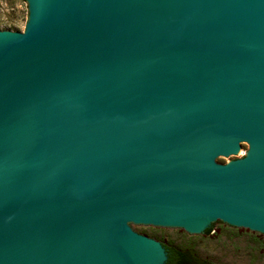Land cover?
Segmentation results:
<instances>
[{
	"label": "water",
	"instance_id": "1",
	"mask_svg": "<svg viewBox=\"0 0 264 264\" xmlns=\"http://www.w3.org/2000/svg\"><path fill=\"white\" fill-rule=\"evenodd\" d=\"M26 1L0 29V264L264 235V0Z\"/></svg>",
	"mask_w": 264,
	"mask_h": 264
},
{
	"label": "rangeland",
	"instance_id": "2",
	"mask_svg": "<svg viewBox=\"0 0 264 264\" xmlns=\"http://www.w3.org/2000/svg\"><path fill=\"white\" fill-rule=\"evenodd\" d=\"M29 17L26 0H0L2 32H23ZM141 235L164 245L192 250L205 264H264V235L246 238L233 226L213 227L208 238L176 230H141Z\"/></svg>",
	"mask_w": 264,
	"mask_h": 264
},
{
	"label": "trees",
	"instance_id": "3",
	"mask_svg": "<svg viewBox=\"0 0 264 264\" xmlns=\"http://www.w3.org/2000/svg\"><path fill=\"white\" fill-rule=\"evenodd\" d=\"M213 230V226L204 232V234H209ZM167 252V262L166 264H205L201 262L200 258L189 249H179L170 247L162 244Z\"/></svg>",
	"mask_w": 264,
	"mask_h": 264
},
{
	"label": "flooded vegetation",
	"instance_id": "4",
	"mask_svg": "<svg viewBox=\"0 0 264 264\" xmlns=\"http://www.w3.org/2000/svg\"><path fill=\"white\" fill-rule=\"evenodd\" d=\"M163 246V245H162ZM164 247V246H163ZM164 249H165V247H164ZM166 250V249H165Z\"/></svg>",
	"mask_w": 264,
	"mask_h": 264
}]
</instances>
